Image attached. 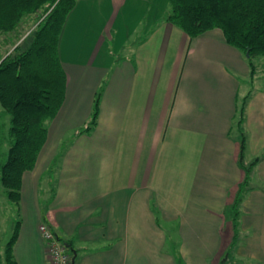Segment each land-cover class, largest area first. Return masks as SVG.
I'll list each match as a JSON object with an SVG mask.
<instances>
[{
  "label": "crops",
  "instance_id": "1",
  "mask_svg": "<svg viewBox=\"0 0 264 264\" xmlns=\"http://www.w3.org/2000/svg\"><path fill=\"white\" fill-rule=\"evenodd\" d=\"M164 3L75 0L58 38L63 102L21 175L15 264H46L39 223L74 264H264V83L241 128L243 53L217 28L189 38ZM256 157L234 239L230 208Z\"/></svg>",
  "mask_w": 264,
  "mask_h": 264
},
{
  "label": "trees",
  "instance_id": "2",
  "mask_svg": "<svg viewBox=\"0 0 264 264\" xmlns=\"http://www.w3.org/2000/svg\"><path fill=\"white\" fill-rule=\"evenodd\" d=\"M162 1L169 5L165 19L189 38L220 29L226 43L243 53L250 69L249 75L254 77L251 61L264 55V0ZM74 4L75 0H0V33L15 31L26 16L34 14L39 17L27 46H16L12 54L0 57V107L2 113L8 114L9 122L8 149L0 159V187L7 201L14 205L19 202L21 175L33 169L45 142L44 123L55 117L63 102L65 76L58 56V38ZM99 97L100 89L95 95L88 125L81 132H88L95 124ZM249 97L250 94L244 96L241 107L237 109L236 124L241 128ZM240 135L241 153L245 145L243 130ZM259 160L256 157L243 165L244 179L238 186L229 216L234 239L238 234L237 206L248 190L250 172ZM18 229L19 222H15L5 243V264H15L12 247ZM64 245L71 248V245ZM72 250L69 251L71 259Z\"/></svg>",
  "mask_w": 264,
  "mask_h": 264
},
{
  "label": "rangeland",
  "instance_id": "3",
  "mask_svg": "<svg viewBox=\"0 0 264 264\" xmlns=\"http://www.w3.org/2000/svg\"><path fill=\"white\" fill-rule=\"evenodd\" d=\"M165 4V3H164ZM38 15H30L22 18L20 21L18 27L13 32H7V33H0V57L5 56L9 53H13V49L18 46L19 48H24L27 46V42L30 41V37L32 35V32L35 28V24L38 20ZM115 59V58H114ZM246 61V59H244ZM254 65L255 73L254 77H251L248 73L247 81L239 78V91H238V100L242 102L241 95L247 96L250 94L251 90L254 88V86H259L262 82L264 83V55L257 56L251 61ZM248 70L249 67H248ZM245 82V86L244 83ZM263 87V84H262ZM241 88V91H240ZM261 89V88H260ZM248 91V92H247ZM236 102V105L240 102ZM239 107V106H238ZM0 110L2 108L0 107ZM238 117V112L237 116ZM234 122V120H233ZM45 125V123H44ZM8 114L4 112V114L0 113V159L3 157V155L6 152L7 142H8ZM236 125H233V130ZM237 128V127H236ZM42 197V196H40ZM19 218L15 215V205L11 202H8L2 188L0 187V253L2 254L4 245L6 241L9 239L14 222L18 220ZM42 223H39V225ZM163 224V223H161ZM38 225V226H39ZM45 225V224H44ZM50 229L51 227L46 224ZM58 238V237H57ZM46 251V245L43 244ZM175 249V247H172V250ZM47 255V251H46ZM47 261V260H46Z\"/></svg>",
  "mask_w": 264,
  "mask_h": 264
},
{
  "label": "built area",
  "instance_id": "4",
  "mask_svg": "<svg viewBox=\"0 0 264 264\" xmlns=\"http://www.w3.org/2000/svg\"><path fill=\"white\" fill-rule=\"evenodd\" d=\"M44 224L38 226V233L47 248L46 264H71V254L68 248L58 240L52 229Z\"/></svg>",
  "mask_w": 264,
  "mask_h": 264
},
{
  "label": "water",
  "instance_id": "5",
  "mask_svg": "<svg viewBox=\"0 0 264 264\" xmlns=\"http://www.w3.org/2000/svg\"><path fill=\"white\" fill-rule=\"evenodd\" d=\"M246 56H247V54H246ZM74 256H75V253H74V255H73V257H72V259H71V264H74ZM225 259H223L221 262H223Z\"/></svg>",
  "mask_w": 264,
  "mask_h": 264
}]
</instances>
